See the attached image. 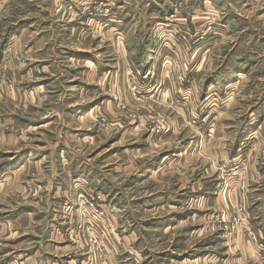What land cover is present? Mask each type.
Segmentation results:
<instances>
[{"label": "rangeland", "instance_id": "rangeland-1", "mask_svg": "<svg viewBox=\"0 0 264 264\" xmlns=\"http://www.w3.org/2000/svg\"><path fill=\"white\" fill-rule=\"evenodd\" d=\"M113 1L115 0H0V36L6 29H18L23 26L21 22L26 17H29L31 22H36L37 19H49L52 16V9L56 10V14H62L63 5H66L64 7L68 10H72L74 5L77 6L79 3L83 4L81 7L85 10L83 12L88 13L86 19L88 27H84L89 32H94L100 40L108 41L111 34L104 29L105 25H99L102 27L100 29L94 28L93 21L101 17H104V20H110L113 16H118L112 10L110 3ZM124 1L130 5H122L124 11H121L120 4L118 12L124 14L125 7H128L126 11L131 16L127 26L124 29L121 28L124 49L135 66L138 67V61L143 59L154 64L156 70L152 72L151 83L154 80L155 84L152 83L153 86L147 88L148 94L142 91V86L140 88L137 85L132 86L133 82L130 86L127 74L131 68L127 67L124 73L121 71V91L115 94L116 76L113 75L111 78L110 73H107L106 81L102 78L98 79L97 88L104 94L101 96L108 98L111 96L116 102L120 100L121 105L118 107V112L106 114V111L98 109L89 115L90 121L79 117L74 123H70L68 117L65 116L62 121L45 127L46 146L57 147L59 144L65 147L71 146L74 154L82 156L86 159L85 162L103 175L108 174L107 170H114V168L117 170L121 167L120 185H118L119 175L116 172L113 173L114 177L112 175L109 177L113 188L117 186L121 191V228H126V231L119 232V235L121 239L126 235L134 236L132 241L135 240L142 250L140 257L143 261L139 264H179L173 261L176 260L173 258L176 253L192 254L191 252L196 250H209L208 245L213 237H217L215 240L220 242L218 246H221V249L219 250H222L225 243L234 247L239 243L237 239L242 241L240 238L243 236L242 230L247 231L245 229L248 220L247 210L241 203L233 206V209L226 208L225 212H214L213 209L209 211V205L214 198L212 195L206 200L205 216L202 219L204 220L203 232L198 234L197 232L201 230L195 229V232L191 233L190 241L182 242L181 229L173 234H167L145 225L150 218L164 216L165 211L146 212L136 202L141 197L147 198L149 195L154 196L162 191H173L179 186L178 178L186 176L189 178L187 181L196 180L193 175L197 173L200 174L199 180L207 182L218 180L222 186L227 187L224 190L225 193L227 194V191L231 193L232 179H243L247 167L255 163L259 155L264 160V132H261L262 135L256 139L246 142L237 161L233 160V162L226 154V151L232 148L231 140L243 127L246 116L252 114L262 118L264 116L261 108L264 104V0H119L120 3ZM41 4L46 5L43 11L37 8ZM192 23L196 29L194 32L188 25ZM65 32L62 26H53L49 30V35L54 34L56 39L59 38V45L71 46L72 41L66 39L69 33L64 34ZM149 40H151L150 43L143 47L144 41L146 44ZM182 43L184 48H182ZM202 44L205 46L199 48ZM52 46L51 43L50 47ZM114 46L116 47V44ZM93 47L97 51L104 52L114 49L110 43L95 42ZM160 66L162 69H168H166L167 73L162 74L163 77L158 76L160 73L157 68ZM37 71L41 74L39 69ZM89 71L92 72L88 69ZM39 74L38 76H42ZM85 75L87 74L85 73L84 77ZM165 76L170 80L166 98L174 97L176 101L174 106L172 104L168 106L162 94L159 95V91L165 88L161 87L157 90L160 86H154L160 78L166 81ZM141 78L136 81L138 84ZM1 82L0 79V94ZM206 82L220 83V87L212 85L207 87ZM9 83L13 85V80L11 79ZM142 85H144V80H142ZM135 87L139 90L134 91ZM75 99L76 97H73V100ZM175 106L181 107L191 118L190 122L185 123L187 128L182 126L184 131L186 129L187 133H190V141L197 138V133L205 122L207 124L212 114H220L221 123L210 124L212 130L208 129V131H214V127L216 128L215 140L207 144L205 139L197 138L201 143V151L198 152L195 149L190 152L189 162L185 167L176 165L168 167L150 181L137 182L135 175L140 172L142 166L152 163L159 157L161 159L165 154L164 150L167 149L166 144L170 138L165 139V137L167 134L171 135L172 129L168 123H161V120L165 122L168 117H176L179 120L181 131L182 112H179L176 109L178 107ZM116 114L121 116V122L126 121L124 126L123 123L119 124L120 121L117 122ZM99 116H105L106 120L101 121ZM11 126V124L0 122V132L5 131L10 134ZM119 126H121L120 130ZM131 128H136L138 133ZM226 130L228 132H225ZM125 131L134 133L129 137L126 135L123 139L122 135ZM101 134L108 139L102 140L101 137L94 139V136ZM152 134L154 137L150 142L153 151L142 153V155L141 152H133L134 144L139 138L147 139L148 135ZM87 136L89 138L85 139ZM90 137H93V140ZM120 137L122 138L121 143H119ZM155 138L163 140L156 141ZM4 145V143L0 144V151L7 152V149L3 148ZM33 146L38 148L40 145L34 143ZM215 152L216 155H213ZM2 154L1 159L4 160L11 156ZM47 161L49 165L50 159ZM26 174L20 176V182L24 181ZM95 178H98V175ZM245 188L241 186L242 190ZM90 193L98 198L97 202L101 205L99 211L103 215L100 217L93 218L95 214L92 210L90 211L91 207L83 209L80 205V199L84 201V197ZM17 196L21 197V195ZM114 198L116 199L117 195ZM21 201V199L17 200L19 203ZM105 202L107 205L105 196L99 190L89 186L83 187L73 206L75 209L71 211L74 212L73 216L69 215V211L66 210L70 218H74L75 214V224L71 223L66 228L62 226L59 229L54 226L52 232L53 236L61 237L62 234L63 239L68 238L67 240L76 243L85 240L87 261L96 260L100 264H110L108 257L113 236L111 227L108 226L109 222L107 224L105 220ZM4 204L7 207L5 209H9L8 205L11 203L7 201ZM185 208L203 210L201 203L197 200L188 203ZM197 224H199L198 220L193 218L186 223V226ZM253 240L259 253L264 256V235L260 240L256 237ZM197 244H199L198 247ZM221 253L225 257L227 250ZM122 258L127 257H119V259ZM208 262L213 264V261H208V259L196 264H209Z\"/></svg>", "mask_w": 264, "mask_h": 264}, {"label": "crops", "instance_id": "crops-1", "mask_svg": "<svg viewBox=\"0 0 264 264\" xmlns=\"http://www.w3.org/2000/svg\"><path fill=\"white\" fill-rule=\"evenodd\" d=\"M110 4L118 16H113L110 20H104V17H101L93 21V25L96 26L94 28L100 29L102 27L99 25H105L104 29L111 34L108 41L100 40L94 35V32H89L86 29L88 13L83 12L85 11L81 8L83 4L79 3L77 6L74 5L72 10H68L67 7H64L66 5H63L62 14H56V10L52 9V16L49 19H37L36 22H31L32 20L26 17L21 22L23 26L18 23L20 26L18 29H6L0 36V79L2 80L0 122L12 125L10 134L5 131L0 132V144L4 143L3 148L7 149V152L0 151V169H3V173L0 175V192L2 193L0 194V264H100L96 260L87 261L85 240L76 243L67 240L68 238L63 239L62 234L61 237L52 234L54 226L59 229L62 226L66 228L71 223L75 224V214L74 218H70L67 216L66 210L69 211V215L73 216L74 212L71 211L75 209L73 206L78 193L83 187L88 186L103 193L107 201V205L105 202L104 206L106 209L105 220L107 224L109 222L108 226L111 227L113 234L108 257L110 264H139L140 261H143L140 257L142 251L140 245L135 240L132 241L134 236L126 235L121 239L119 235V232L126 231V228H121V191L117 186L113 188L109 177L110 175L114 177L113 173L116 172L119 175L118 185H120L121 167L117 170L116 168L107 170L108 174L103 175L97 172L95 167L85 162L86 159L82 156L74 154L71 146L65 147L59 144L57 147H52L46 146L45 142V127L62 121L65 116L68 117L70 123H74L78 121L79 117L90 121L89 115L98 109L106 111V114L118 112V107L121 105L120 100L116 102L112 100L111 96H109L110 98L101 96L104 94L97 88L98 79L102 78L106 81L107 73H110V77L116 76L115 94L121 91V71L124 73L127 67L134 69L142 76L138 84V82H134L137 76L132 78L127 74L130 86L133 82L132 86L137 85L139 88L142 86V91L148 94L147 88L152 87V83L155 84L154 80L151 83L152 72L156 70L154 64L146 59L139 60L138 67H142L139 69L129 58L128 52L124 49L125 45L122 43L124 40L121 38V30L127 26L131 16L126 11L128 7H125L123 14V12H118V6L121 4V11H124L123 6H129L130 3L126 1L120 3L119 0H115ZM45 6V4H41L37 8L43 11ZM109 23L112 24L109 25ZM188 25L191 31L196 30L193 23ZM53 26H62L66 31L64 34L69 33L66 39L72 41L71 46L59 45V38L56 39L54 34L49 35V30ZM150 41H146V44L144 41L143 47L147 46ZM95 42L110 43L114 49L105 52L97 51L93 47ZM51 43L52 47H50ZM203 45L205 46L202 44L199 48ZM182 48H184L183 43ZM162 66L157 68L160 73L159 77H163L162 74L168 72V69H162ZM88 69L92 72H88ZM175 71L178 72V70ZM85 73L87 75L84 77ZM38 74L42 76H38ZM7 78L9 80H6ZM10 78L13 80V85L9 83ZM164 78L166 81L163 78L157 80L158 82L154 86L160 87L155 89L165 88V90L159 91V95L162 94L168 106L169 104L174 106L176 104L174 97L172 98L168 94L171 98H166L170 80L166 76ZM142 80H144V85H142ZM208 82H206L207 87L210 85L220 87V83L210 84ZM73 97L76 99L73 100ZM175 107H178L176 109L182 112L181 131L179 130V120L176 117H168L165 122L161 120V123H168L172 129L171 135L167 134L165 137V139L170 138L166 144L167 149L164 150L165 154L161 159L159 157L152 163L142 166L140 172L135 175L137 182L150 181L168 167L175 165L185 167L189 162L190 152L195 149L198 152L201 151V143L197 138L205 139L207 144L215 140L216 128L214 127V131H208V129L212 130L210 124L221 123L219 121L220 114H212L207 124L205 122L202 125V129L197 133V138H193L191 143L190 133H187L186 129L184 131L182 127L184 125L187 128L185 123L190 122L191 118L185 114L181 107ZM261 108L264 115V104ZM116 120L120 121L119 124L123 123L119 115L116 116ZM125 122L122 124L123 126ZM230 123L232 122L230 121ZM120 129L121 126H119ZM132 129L138 133L136 128ZM261 132H264V116L262 118L256 114L247 115L243 127L231 140L232 148L226 151L229 159L237 161L240 158L239 153L244 150V146L247 144L246 142L256 139L262 135ZM132 133L125 131L122 138L124 139L126 135L129 137ZM148 136L147 139L139 138L135 142L133 152H141L142 155V153L153 151L150 141L154 134ZM98 137H101L102 140L108 139L104 134L94 136V139ZM88 138V136L85 137V139ZM122 138H119V143ZM158 140L162 141L163 139L158 138L156 141ZM34 143L42 146V149L40 146L34 148ZM2 153L11 156L4 160L1 159ZM213 155H216V152ZM46 159H50L49 165H47ZM26 173L29 175L27 176ZM22 174H26V178L20 182ZM96 175L98 178H95ZM193 176L196 177V180L187 181L189 178L186 176L178 178L179 186L173 191H162L160 194L149 195L147 198L141 197L137 200L136 203L143 211L166 212L164 216L150 218L145 222V225L167 234H173L176 230L181 229L182 242H188L195 229L201 230V232H197L198 234L203 232L204 220L202 219L205 216L206 200L213 195L209 211L213 209L214 212H225L228 207L232 208L238 203L243 204L248 215L245 228L247 231L242 230L243 236H240L242 241L237 239L239 243L234 247L225 243L222 250H219L221 249V246H218L220 242L215 240L217 237H213L212 242L208 245L210 246L209 250H200L202 252L196 250L192 251V254L176 253V256L173 257L176 260L173 261L179 262V264H196L208 259V261L212 260L213 264H264V256L259 253L253 240L255 237L260 240L264 235L263 158L259 155L255 163L247 167L243 179H232L231 193L227 191L226 194L224 190L227 187L222 186L218 180L209 182L199 180V173ZM242 185L246 187V191L241 189ZM31 194L33 195L31 196ZM17 195H21V197ZM116 195L117 202L114 198ZM18 198L22 200L21 203L17 202ZM14 200L15 202H13ZM193 200L201 203L203 210L186 209V205ZM7 201L9 204L11 203L8 205L9 209H5L7 207L4 202ZM193 218H196L199 224L187 227L186 223ZM224 250H227L225 257L221 253ZM120 256L127 258L119 259Z\"/></svg>", "mask_w": 264, "mask_h": 264}, {"label": "built area", "instance_id": "built-area-1", "mask_svg": "<svg viewBox=\"0 0 264 264\" xmlns=\"http://www.w3.org/2000/svg\"><path fill=\"white\" fill-rule=\"evenodd\" d=\"M128 76H130L132 78L137 76L135 79V82L138 81L140 77H142L141 74H139L134 69H131L129 71ZM133 90L136 91V90H139V88L135 87ZM99 118L103 122L106 120L105 116H99ZM97 200H98V198L93 193L87 194V197H84V201H82L80 199V205L83 209H85V207L86 208L91 207L90 211L92 210L95 214V216L93 215L94 216L93 218H97V217H100L101 215H103V213L99 211V209L101 208V205L97 202Z\"/></svg>", "mask_w": 264, "mask_h": 264}, {"label": "trees", "instance_id": "trees-1", "mask_svg": "<svg viewBox=\"0 0 264 264\" xmlns=\"http://www.w3.org/2000/svg\"><path fill=\"white\" fill-rule=\"evenodd\" d=\"M2 171H3V169L1 168V169H0V175H2V173H3Z\"/></svg>", "mask_w": 264, "mask_h": 264}]
</instances>
